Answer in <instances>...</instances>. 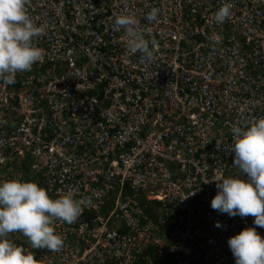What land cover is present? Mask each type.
Here are the masks:
<instances>
[{
    "label": "built area",
    "instance_id": "built-area-1",
    "mask_svg": "<svg viewBox=\"0 0 264 264\" xmlns=\"http://www.w3.org/2000/svg\"><path fill=\"white\" fill-rule=\"evenodd\" d=\"M224 3L232 14L218 25ZM25 7L45 28L33 41L43 58L0 83V181L35 182L52 199L72 191L83 211L53 222L58 252L19 232L7 239L37 264H235L230 237L255 227L264 238L254 217L213 210L216 184L205 183L237 173L232 127L264 117V0ZM152 8L155 22L145 19ZM122 12L151 29L152 62L113 30Z\"/></svg>",
    "mask_w": 264,
    "mask_h": 264
},
{
    "label": "clouds",
    "instance_id": "clouds-1",
    "mask_svg": "<svg viewBox=\"0 0 264 264\" xmlns=\"http://www.w3.org/2000/svg\"><path fill=\"white\" fill-rule=\"evenodd\" d=\"M26 3L27 0H0V83L4 86L15 84L17 73L30 72L43 58V49L33 41L44 34L45 28L30 18ZM231 8L230 3L222 4L213 14L215 23L222 25L230 18ZM158 14L159 9L152 8L145 19L155 22ZM113 16V30H124L128 52H139L143 59L152 62L158 43L151 29H141L132 14ZM231 132L230 152L234 153L237 173L205 182H215L217 188L211 208L230 217L252 216L254 225L264 227V117L247 127L233 126ZM82 211L81 202L73 198L72 191L52 199L35 182L0 181V264H37L32 253L7 239L10 233H21L33 249L60 251L64 240L55 232L53 222L71 225ZM220 226L217 222L216 227ZM227 243L235 264H264V238L255 227L241 230Z\"/></svg>",
    "mask_w": 264,
    "mask_h": 264
},
{
    "label": "trees",
    "instance_id": "trees-1",
    "mask_svg": "<svg viewBox=\"0 0 264 264\" xmlns=\"http://www.w3.org/2000/svg\"><path fill=\"white\" fill-rule=\"evenodd\" d=\"M146 211H148V210H146Z\"/></svg>",
    "mask_w": 264,
    "mask_h": 264
}]
</instances>
